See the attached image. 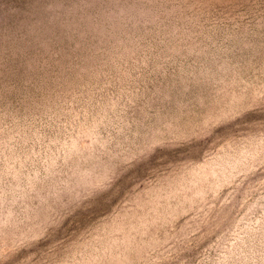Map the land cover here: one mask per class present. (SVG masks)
<instances>
[{"label": "rangeland", "instance_id": "obj_1", "mask_svg": "<svg viewBox=\"0 0 264 264\" xmlns=\"http://www.w3.org/2000/svg\"><path fill=\"white\" fill-rule=\"evenodd\" d=\"M0 264H264V0H0Z\"/></svg>", "mask_w": 264, "mask_h": 264}]
</instances>
